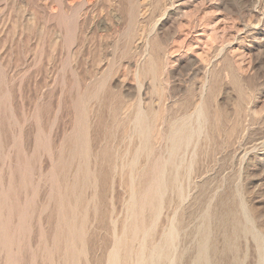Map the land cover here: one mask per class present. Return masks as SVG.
<instances>
[{
	"label": "rangeland",
	"instance_id": "rangeland-1",
	"mask_svg": "<svg viewBox=\"0 0 264 264\" xmlns=\"http://www.w3.org/2000/svg\"><path fill=\"white\" fill-rule=\"evenodd\" d=\"M158 170L123 264L141 248H162L160 264H264V0H0V193L31 203L22 264L61 263L47 250L72 184L80 264H107Z\"/></svg>",
	"mask_w": 264,
	"mask_h": 264
},
{
	"label": "bare ground",
	"instance_id": "bare-ground-1",
	"mask_svg": "<svg viewBox=\"0 0 264 264\" xmlns=\"http://www.w3.org/2000/svg\"><path fill=\"white\" fill-rule=\"evenodd\" d=\"M78 104L80 107L78 108L80 109V118H79L80 131L77 134V138H78L77 142L81 144V148H78L77 150L75 148L74 149H75V153L76 152L79 153L78 150H80V153L85 155L87 152V144H86L87 142H86V133H85V111L82 102H79ZM141 111H139L140 113L138 115V118L135 119H137V123L140 124V126L142 127V135H143L142 138H144V141L146 143V141L148 140L147 139L148 136L146 133L147 130L145 128V123H144L145 115ZM179 130L181 131L180 128ZM141 176L144 177L145 179L148 176V172L145 171L144 173L142 172ZM83 177L84 179L89 177L88 170L84 171ZM162 177H163L162 170H158L157 175L153 174L151 176V180L148 182L149 185L148 189H144L139 194L138 198H136L135 195L136 193L135 194L132 193L133 195L131 198V202H129V209H128L131 210L130 216L129 218H127L128 216L127 214L126 218L128 220L126 224L124 222L125 225L122 226L124 227L122 229L123 233L122 235H119V237H116L114 241L113 248L111 249L109 255L107 256L108 257L107 264H123L126 263L127 261L131 263L130 260L128 259L132 252L130 247V244L132 242L130 243V240L133 234L138 233L142 230L140 224L141 222L140 215H141V209H143V204L145 203L146 200V194L149 193V191H153L152 188H156L157 189L156 192L158 193L161 192L160 186L161 183H163L161 180ZM76 191L77 190L75 184L68 185L63 191V193L59 192V195H56V199H55L57 203V210L59 211V217L56 222L55 231L53 235V249L47 250V255L48 257H51L53 254L57 253L54 256H57L60 259L61 261L60 264H80V256L85 251L84 248H81V245L85 244L86 241L85 239L86 216H85V212H83L84 213L83 217L80 218L81 221L79 222L77 217V207L81 209L84 205L82 203L83 201L81 196L78 195L80 197L78 198L76 197L77 196ZM12 194L13 192L11 187L7 190L6 193L4 192V190L3 193H0V249L5 253L4 264H22L19 255L15 251L16 248L15 245L17 243V236L20 234H24L25 232L28 233L29 232L28 230H30L29 208L31 203L28 202L27 205L21 207L17 199L13 200L11 198ZM8 198H10V200L13 201H8ZM51 198L53 197L51 196ZM73 199L75 202L72 205L71 202L73 201ZM18 215H19V224L16 228V225L12 222V217H16ZM127 229L129 232H131L130 234L131 236H129L130 238L128 236H123L124 233H126L125 231ZM171 236H170V240H174L175 237L174 232ZM168 240L169 239H167V241ZM79 243L80 246H78ZM173 243L174 242L172 241V244ZM46 249L48 248L46 247ZM160 249L161 250L155 252L151 258H148V256L146 257L145 255L147 251L144 252L145 251L144 248H141L138 251V253L136 252L137 254V258L135 257L136 262L134 260L133 263L135 262L134 264H160L161 261H163L166 258V253L162 248ZM52 259L50 260L51 262H53Z\"/></svg>",
	"mask_w": 264,
	"mask_h": 264
}]
</instances>
